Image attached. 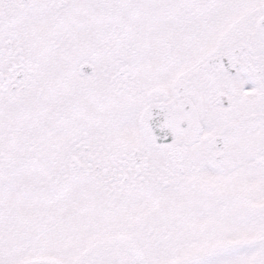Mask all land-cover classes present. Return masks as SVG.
Here are the masks:
<instances>
[{
    "label": "snow or ice",
    "instance_id": "snow-or-ice-1",
    "mask_svg": "<svg viewBox=\"0 0 264 264\" xmlns=\"http://www.w3.org/2000/svg\"><path fill=\"white\" fill-rule=\"evenodd\" d=\"M0 264H264V0H0Z\"/></svg>",
    "mask_w": 264,
    "mask_h": 264
}]
</instances>
